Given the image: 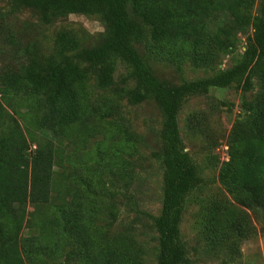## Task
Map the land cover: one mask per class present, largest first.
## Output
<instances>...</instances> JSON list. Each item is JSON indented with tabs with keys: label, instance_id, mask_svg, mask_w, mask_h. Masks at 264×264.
Segmentation results:
<instances>
[{
	"label": "trees",
	"instance_id": "trees-1",
	"mask_svg": "<svg viewBox=\"0 0 264 264\" xmlns=\"http://www.w3.org/2000/svg\"><path fill=\"white\" fill-rule=\"evenodd\" d=\"M9 2L0 12V264H145L144 246L109 235L119 217L112 177L126 180L125 149L136 154L139 140L124 102L149 98L165 119L162 148L151 154L163 169L162 210L150 216L156 263L193 264L181 233L190 201L204 212L208 251L239 255L256 234L250 213L264 221V0L255 15L257 0ZM20 9L41 10L44 27L71 15L97 16L106 32L84 46L60 30L46 52L40 26L11 29ZM249 28L245 51L222 68ZM159 63L174 67L182 82L165 84L153 71ZM189 69L212 74L187 80ZM230 87L242 93L229 160L218 171L230 199L207 200L197 196L206 183L186 151L179 116L187 99ZM98 135L104 140L95 142ZM81 150L86 163L78 166Z\"/></svg>",
	"mask_w": 264,
	"mask_h": 264
},
{
	"label": "rangeland",
	"instance_id": "rangeland-1",
	"mask_svg": "<svg viewBox=\"0 0 264 264\" xmlns=\"http://www.w3.org/2000/svg\"><path fill=\"white\" fill-rule=\"evenodd\" d=\"M9 1L0 0V12H8L11 9ZM262 1L257 0L253 10L254 15L258 14ZM42 14L41 10L20 9L15 16L17 21L12 20L14 23L9 25L12 30H17L21 22L33 23L35 27L40 26L42 32L44 30L46 34V38L41 37L46 52L54 50V40L60 30H69L84 46L96 44L106 32L104 21L97 16L71 15L52 26L44 27L41 25ZM246 33L239 35L238 53L225 57L222 68L231 67L245 51L247 37L253 34V29L249 28ZM2 42L0 37V49L4 50L1 46ZM138 51L142 56L148 52L144 45H140ZM1 55L0 53V57ZM124 71L121 66L116 75L119 84H121L120 75ZM153 71L167 85H179L182 82L181 76L169 64L153 65ZM211 74V72L201 70L196 72L189 69L186 79L198 80ZM255 94L256 90L248 93L247 98L252 99ZM241 96V91L235 87L213 90L207 95L187 99L181 110L179 123L186 151L198 164L199 173L206 183L197 193L200 198L213 201L230 199L218 182V171L221 165L229 160V140L234 122L241 112ZM124 112L139 140L136 142V154L133 149H125L124 157L127 163H130L129 174L127 170L125 172L126 180L120 181L119 177H112L118 191L113 202L118 205L119 217L109 237L126 236L133 239L136 244L145 247L147 252L144 256L145 264H157V234L150 216H159L162 210L163 169L151 154L162 148L165 119L162 110L151 98L137 106L125 101ZM45 134L51 137L49 133ZM40 135L43 136L42 133ZM94 140L101 142L104 136L98 135ZM106 151L108 152V148ZM83 154H87V151L81 150L76 165L81 166L86 163L80 159ZM105 162H108V157L105 158ZM250 214L256 234L244 241L241 244L240 254L230 260L225 253L208 251L209 244L203 229L204 212L190 201L181 224V233L193 264H264V221L252 212ZM23 234L27 235L28 230L25 229Z\"/></svg>",
	"mask_w": 264,
	"mask_h": 264
}]
</instances>
